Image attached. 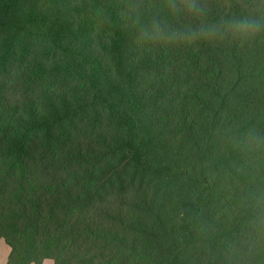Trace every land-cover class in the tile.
I'll list each match as a JSON object with an SVG mask.
<instances>
[{"label":"trees","instance_id":"obj_1","mask_svg":"<svg viewBox=\"0 0 264 264\" xmlns=\"http://www.w3.org/2000/svg\"><path fill=\"white\" fill-rule=\"evenodd\" d=\"M116 4L0 0L6 264H264L228 259L264 175L242 181L225 149L264 129V40L149 49Z\"/></svg>","mask_w":264,"mask_h":264},{"label":"clouds","instance_id":"obj_2","mask_svg":"<svg viewBox=\"0 0 264 264\" xmlns=\"http://www.w3.org/2000/svg\"><path fill=\"white\" fill-rule=\"evenodd\" d=\"M116 7L123 27L136 43L149 49L245 46L264 40V0H117ZM217 8L223 12L217 14ZM96 15L105 24L114 22L109 4H101ZM169 16L184 22L171 23ZM225 149L236 156L230 165L242 181L256 184L264 175V129H237L228 136ZM237 207L244 222L235 246L230 247L229 260L264 252V189H247Z\"/></svg>","mask_w":264,"mask_h":264},{"label":"crops","instance_id":"obj_3","mask_svg":"<svg viewBox=\"0 0 264 264\" xmlns=\"http://www.w3.org/2000/svg\"><path fill=\"white\" fill-rule=\"evenodd\" d=\"M10 254V247L6 244L4 240L0 241V264H6L8 256ZM43 264H53V261L47 259Z\"/></svg>","mask_w":264,"mask_h":264}]
</instances>
